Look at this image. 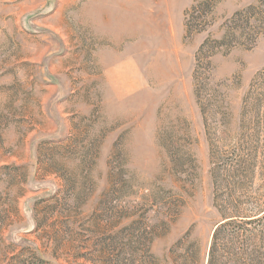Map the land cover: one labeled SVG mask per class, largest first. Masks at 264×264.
Instances as JSON below:
<instances>
[{"label":"rangeland","instance_id":"374dc122","mask_svg":"<svg viewBox=\"0 0 264 264\" xmlns=\"http://www.w3.org/2000/svg\"><path fill=\"white\" fill-rule=\"evenodd\" d=\"M193 1L0 0V264H207L220 210L263 218L264 133L246 112L264 30L212 57L207 127L192 78L203 38L257 0H220L185 37ZM212 151L232 159L219 186Z\"/></svg>","mask_w":264,"mask_h":264},{"label":"trees","instance_id":"16d2710c","mask_svg":"<svg viewBox=\"0 0 264 264\" xmlns=\"http://www.w3.org/2000/svg\"><path fill=\"white\" fill-rule=\"evenodd\" d=\"M219 2L220 0H194L183 13L184 36L206 32L213 25L214 10ZM221 26L222 31L219 36L214 37L208 33L194 53L192 70L194 93L200 110L204 113V124L206 127L207 118L205 119V111L207 112L208 108L212 106V103H210L211 99L207 98L211 97L210 91L212 90L211 59L220 50L228 51L237 45L255 41L261 31L264 30V0H257L255 4L234 12L229 18L224 20ZM260 76V79L252 82V87L255 83L259 88L261 87L262 97L257 100H254L253 97L249 99L250 109L246 112L248 113V117H246L249 122L255 121L259 125L260 132L264 133V70L260 73ZM201 97L202 101L200 100ZM203 101L206 102L204 104L206 109ZM182 155L185 158L184 155L186 153ZM210 158L212 160V181L215 186H219L221 184V174L224 171H227L225 174L233 171L228 169L232 159L224 158L215 153V151L211 152ZM236 163L233 165H237L238 169L236 171L238 173L239 167L251 173L246 160H236ZM246 164L248 165L247 167L241 166ZM220 214L224 219H228L219 223L212 233L207 264H217L221 261L223 263L227 252H230V256L235 259L231 261L232 264H256L252 239L263 229L252 227L251 224L262 221L264 215L263 218L251 219L252 215L244 213L226 216L220 210ZM261 234H263L262 240L264 241V230ZM262 250L264 256V243Z\"/></svg>","mask_w":264,"mask_h":264},{"label":"crops","instance_id":"0c3cea01","mask_svg":"<svg viewBox=\"0 0 264 264\" xmlns=\"http://www.w3.org/2000/svg\"><path fill=\"white\" fill-rule=\"evenodd\" d=\"M113 20V18H111L109 15L107 16V18L106 19H104V25H108V24H110V20ZM114 19H115V17H114ZM106 27H108V26H106ZM106 29H108V28H106ZM130 76V73L128 74V77ZM126 86H130V83H127L126 84Z\"/></svg>","mask_w":264,"mask_h":264}]
</instances>
